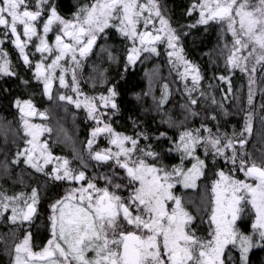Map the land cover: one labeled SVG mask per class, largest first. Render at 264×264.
I'll return each instance as SVG.
<instances>
[{"label":"snow or ice","instance_id":"1","mask_svg":"<svg viewBox=\"0 0 264 264\" xmlns=\"http://www.w3.org/2000/svg\"><path fill=\"white\" fill-rule=\"evenodd\" d=\"M165 9L164 0H77L65 13L56 0H0V76L23 79L6 51L10 41L49 100L83 109L93 122L87 158L79 156L73 164L74 158L52 152L51 135L40 139L53 128L30 119L49 112L31 99L14 98L16 132L22 130L24 146L17 145L11 159L5 155L0 168L7 175L13 165H28L61 182L63 194L48 204L50 236L37 250L31 223L40 212V186L11 193L0 188V224L8 229L0 232V249L10 264H251L252 250L264 248V102L254 132L256 93L264 100V0H192L186 8L189 16L196 13L191 25L174 23ZM198 25L205 31L221 28L218 54L225 58L227 75L221 72L218 79L227 85L220 100L202 87L200 66L185 54V29ZM113 30L128 42L123 72L138 60L143 63L142 56H160L163 43L183 81L176 89L182 103H170L173 90L167 82L159 96L151 88L136 94L141 101L152 96L159 116L154 129L131 115L130 132L114 126L124 103L120 73L112 76L94 59L102 53L117 61L107 43ZM236 70L247 76L246 110L243 91L229 95ZM85 77L91 93L82 87ZM3 91L7 95L10 89ZM225 100H238L237 109L245 111L243 128L234 127L231 134L221 127L220 118L230 114ZM9 132L5 127V146ZM102 135L111 146L94 148ZM254 135L258 154L255 146L249 151ZM172 158L179 162L171 163ZM186 190L200 192V198L186 199ZM198 217L208 221L203 234L193 227ZM247 217L250 232L241 226Z\"/></svg>","mask_w":264,"mask_h":264},{"label":"trees","instance_id":"2","mask_svg":"<svg viewBox=\"0 0 264 264\" xmlns=\"http://www.w3.org/2000/svg\"><path fill=\"white\" fill-rule=\"evenodd\" d=\"M60 5L62 11L67 13V11L73 7L77 0H56ZM166 4V12L171 14L173 22H179L181 25H191L195 22L196 13H193L189 16L186 12V8L190 6L192 0H164ZM205 26L198 25L197 27L191 29H185L188 32L187 36L184 38V48L186 50V56L196 62L201 69L202 74L204 75V80L201 82L202 87L206 91H212L216 95V99L220 100L222 93L226 91L227 81H220L218 76L221 72L225 71L224 56L219 55V46L222 45L223 41L220 39L221 28L219 26L215 28H209L207 31L204 30ZM230 35V34H229ZM9 41H6V44ZM101 43V42H99ZM108 46L111 47V50L117 56V61L108 60L102 53H98L96 59L97 63H100L101 60L103 63L102 67H105L109 70V73L112 76H116L119 72L120 76L119 84L122 92L123 106L122 112L120 115L114 117L115 120L114 126L120 131H131V120L128 117L139 116L141 119L147 120L148 123L154 129L157 126L159 120L158 114L152 110L154 109V102L151 95H144L142 101L137 100L136 94H147L151 88L152 92L159 96L163 91V83L167 82L170 88L173 90V95L170 97V103H182L183 96L181 92H177L176 89L183 88V83L179 80V77L174 72L169 58L163 47L160 46L161 55H153L150 59L144 60L143 56L141 60L143 63L138 60L134 67H130L127 72H123L122 66L125 62V46L114 34H111L108 40ZM9 44V43H8ZM6 48V45H5ZM31 48V47H30ZM7 49V48H6ZM11 59L13 61V67L18 69L20 76H0V129L5 127L10 129L9 132V143L5 146L3 132L0 131V162L3 161L5 155L11 159L13 152L15 151L17 145L23 147L24 142L16 139V129L19 127V112L16 109L13 100L15 97L19 96L21 99H26L30 96H39L37 94L35 83L29 73L26 71H31L27 65H24L22 60L17 56L13 55L11 51ZM93 59V58H90ZM87 71H91V63L87 65ZM257 76H260V73H257ZM234 93L229 95L239 94L241 91L245 94L243 100V108L247 109L246 102V92H247V76L244 73H241L239 70H236V73L231 77ZM23 80H28L29 84H24ZM209 83L213 86L209 89ZM82 87L85 92L91 93L94 91L90 82L87 81L85 77L84 82H82ZM102 90L103 85L97 86ZM3 89H10L7 95L4 94ZM264 102L262 100L260 93L257 92L255 96V107L257 116L254 120V132L258 133L260 129L259 124V114H260V104ZM54 103L48 109L49 112L48 119L52 121V125L56 124L58 126V132L60 134H70L72 138L70 139H60L59 141H52L50 143L54 144L55 150H65V151H74L77 149L79 151H74V161L79 163L77 157L83 156L87 158L86 153V143L87 135L93 126V122L85 117L83 109H75V107L62 106L58 105L60 102L53 100ZM237 103L239 101H228L225 100L224 106L229 109V115L222 116L221 127L223 131L231 134L233 128L237 130L242 129L245 122V111L237 109ZM149 110L148 116H145V110ZM156 116V120H152L151 117ZM161 130L166 129V125H160ZM97 145H93L94 148H104L109 147L108 140L102 135L99 137ZM15 141V142H13ZM258 135H254L249 142V151L253 150V146L259 153L260 145L257 142ZM107 144V145H106ZM171 163H178L177 158H172ZM19 165L11 167L9 174L5 175L3 169L0 168V188L7 189V182L9 181H21L22 176L20 172ZM226 167V165H225ZM242 176V173L240 174ZM211 179V174H209ZM188 195L186 199L191 198L193 200H198L201 193L196 190H186ZM194 208V206H192ZM200 223L203 228L207 226V218L205 217L203 222L200 221L199 217L196 221ZM243 230L251 231V217L245 218V222L241 225ZM6 225H0V232H6ZM2 253L4 255H2ZM5 252L0 249V264H10V256L5 257ZM250 262L251 264H264V248H254L250 253Z\"/></svg>","mask_w":264,"mask_h":264},{"label":"flooded vegetation","instance_id":"3","mask_svg":"<svg viewBox=\"0 0 264 264\" xmlns=\"http://www.w3.org/2000/svg\"><path fill=\"white\" fill-rule=\"evenodd\" d=\"M9 50L11 51V53L13 55H15L19 58V56L16 52V51H18V49L16 47L6 49L7 52ZM20 60H22V58ZM25 73H29L30 75H27V76L32 78L34 71L33 70H31L29 72L26 71ZM32 80L35 83V87H33V88L36 89L37 94L39 96L38 97L36 95L30 96L26 99H31L34 102V104L36 105L37 109H39L40 111H44V110L48 109L51 105L54 104L52 102L55 99H53V100L48 99L47 95L43 92L42 82H38L34 79H32ZM57 88H58V85L56 82L53 85V93L54 94L56 93ZM57 102H58V100H57ZM59 102L60 103L58 105L61 104L62 106H68V107L74 106V105H71L70 103L66 104L63 101H59ZM30 119L33 123L48 124L49 126H51L53 128V132L51 134L44 133L40 137V139L41 140L48 139L49 135H51V139H49V145L51 147L52 152L55 155H57V156H68V157L74 158V151L55 150L54 144L50 143L52 141H59L60 139H70V138H72L70 134H60V132H58V130H59L58 126L56 124L52 125L53 123L50 119H48V116L42 117V116L37 114V115L31 117ZM19 123H20V121H19ZM19 127H20V125H19ZM21 136H23L22 130L19 134H16V135L14 134V137L16 139H19L20 141L24 142L23 139L20 138ZM85 137H87V139L90 137V131L87 135H85ZM95 145H97V144H95ZM73 164H76L74 159H73ZM14 166H16V165H13V168H15ZM53 166H54L53 164L48 165L49 168H51ZM18 167L20 168L21 175H23L22 180L19 182L16 180L7 182V184H6L7 190L10 193L11 192H19L21 190L30 192L32 187L40 186V191L42 194V199H41V203H40V212H39L38 216L35 217L33 222L31 223V229L33 231L34 246L37 248V250H39V247L46 244L47 238H49V236H50L49 227H48L49 221L47 219V215L49 213L48 204L53 199L58 198V196L62 195L63 189L60 186L61 182L52 181L51 177L46 176L43 173L37 172L35 169H32L28 165L21 164ZM88 171L89 172L92 171L91 166H89ZM97 171H101V169H97ZM193 227H196L197 230L200 231L201 234H203L202 230L204 228L200 223L195 222L193 224ZM7 230H6V232H7Z\"/></svg>","mask_w":264,"mask_h":264},{"label":"rangeland","instance_id":"4","mask_svg":"<svg viewBox=\"0 0 264 264\" xmlns=\"http://www.w3.org/2000/svg\"><path fill=\"white\" fill-rule=\"evenodd\" d=\"M112 34H114L119 40H121V42L123 43V45L124 46H126L127 45V41H125L122 37H120L119 36V34L118 33H116L115 32V30H113V32H112ZM50 35V37L52 36V34L50 33L49 34ZM9 43V44H8ZM7 44H6V41H5V45H6V48H12V47H14L15 48V45L14 44H12L10 41L8 42ZM159 46H161V47H163L164 48V50H165V45L163 44V43H161ZM31 45H29V50H32L31 48ZM17 52V54H18V56H19V59H21L22 57L19 55V50L18 51H16ZM166 52V51H165ZM9 53V52H8ZM10 55V54H9ZM11 57V56H10ZM38 57V54H37V56H33L32 58L33 59H36ZM170 61V60H169ZM170 64H171V62H170ZM171 66H172V64H171ZM172 68H173V70H174V72L176 73V75L179 77V74L177 73V70L172 66ZM32 69V68H31ZM33 71H34V69H32ZM257 75V74H256ZM179 80H180V77H179ZM189 80H190V78H189ZM181 81V80H180ZM182 83H183V81H181ZM57 85H58V88L60 87L59 86V82L57 81ZM61 90H63L62 88H61ZM3 130L4 129H0V131L1 132H3ZM107 145V144H106ZM108 145H109V147L111 146L109 143H108ZM1 225V224H0ZM4 225V224H3ZM2 255H4L3 253H2ZM8 255L7 254H5V257H7Z\"/></svg>","mask_w":264,"mask_h":264}]
</instances>
